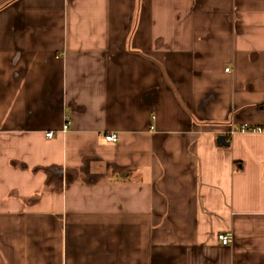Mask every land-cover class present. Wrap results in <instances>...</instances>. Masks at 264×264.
<instances>
[{
  "label": "crops",
  "instance_id": "crops-1",
  "mask_svg": "<svg viewBox=\"0 0 264 264\" xmlns=\"http://www.w3.org/2000/svg\"><path fill=\"white\" fill-rule=\"evenodd\" d=\"M0 264H264V0H0Z\"/></svg>",
  "mask_w": 264,
  "mask_h": 264
},
{
  "label": "built area",
  "instance_id": "built-area-1",
  "mask_svg": "<svg viewBox=\"0 0 264 264\" xmlns=\"http://www.w3.org/2000/svg\"><path fill=\"white\" fill-rule=\"evenodd\" d=\"M67 124L65 125L64 129H66ZM239 133L240 134H245V133H261L263 131V129H261L260 127H253V126H249L247 124H244L240 127L239 129ZM235 134L234 131H230V135L233 136ZM46 137H51L52 134H47L45 135ZM106 142L108 143H116L117 142V137L115 135H107L105 137ZM218 240L221 243V245H228L231 240H232V235L231 234H221L218 236Z\"/></svg>",
  "mask_w": 264,
  "mask_h": 264
},
{
  "label": "water",
  "instance_id": "water-1",
  "mask_svg": "<svg viewBox=\"0 0 264 264\" xmlns=\"http://www.w3.org/2000/svg\"><path fill=\"white\" fill-rule=\"evenodd\" d=\"M216 142L219 146H223V147H227L228 146V142L226 141L225 137L224 136H221L219 135L217 138H216Z\"/></svg>",
  "mask_w": 264,
  "mask_h": 264
},
{
  "label": "rangeland",
  "instance_id": "rangeland-1",
  "mask_svg": "<svg viewBox=\"0 0 264 264\" xmlns=\"http://www.w3.org/2000/svg\"><path fill=\"white\" fill-rule=\"evenodd\" d=\"M238 131H240V130L238 129ZM229 134H230V133H229ZM230 138H232L231 135H229V139H230ZM229 141H230V140H229Z\"/></svg>",
  "mask_w": 264,
  "mask_h": 264
}]
</instances>
